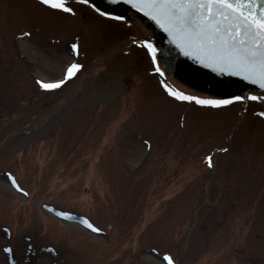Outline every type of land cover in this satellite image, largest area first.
<instances>
[{"label": "rangeland", "instance_id": "374dc122", "mask_svg": "<svg viewBox=\"0 0 264 264\" xmlns=\"http://www.w3.org/2000/svg\"><path fill=\"white\" fill-rule=\"evenodd\" d=\"M67 2L0 0V264H264V98L173 97L206 98L169 79L143 19Z\"/></svg>", "mask_w": 264, "mask_h": 264}, {"label": "snow or ice", "instance_id": "6c2138e0", "mask_svg": "<svg viewBox=\"0 0 264 264\" xmlns=\"http://www.w3.org/2000/svg\"><path fill=\"white\" fill-rule=\"evenodd\" d=\"M82 2L89 4L90 0ZM126 2L154 20L186 56L193 57L198 63L221 74L242 77L264 89V0H126ZM41 3L55 10L74 13V8L67 0H41ZM93 7L95 8V5ZM95 10L100 11L98 8ZM102 14L106 17L112 16L109 12ZM114 18L121 21L125 19L122 16ZM143 46L151 55L156 72L163 75L157 63L156 46L148 39L143 41ZM71 47L73 52L78 50L75 43ZM81 67L79 63L73 62L67 67L63 79L52 82L40 80L39 84L43 89H56L75 76ZM164 87L171 96L182 101H194L201 106L220 107L233 101L258 99L254 95L232 96L227 99L201 98L175 91L166 83ZM207 159L211 165L212 158ZM11 181L21 192L24 191L14 177ZM59 215L71 219V214L60 212ZM82 223L95 232L101 231L88 219H84ZM6 251L11 252L12 249L8 248ZM164 258L168 264H175L171 255L165 254Z\"/></svg>", "mask_w": 264, "mask_h": 264}, {"label": "water", "instance_id": "95a60500", "mask_svg": "<svg viewBox=\"0 0 264 264\" xmlns=\"http://www.w3.org/2000/svg\"><path fill=\"white\" fill-rule=\"evenodd\" d=\"M92 5L102 12L125 14L128 11L146 19L156 30L160 38V55L169 75L183 86L205 95L226 99L240 89L248 90L255 95L264 96V89L242 77L219 73L197 62L191 56H186L173 44L162 28L149 16L133 8L126 0H90Z\"/></svg>", "mask_w": 264, "mask_h": 264}, {"label": "bare ground", "instance_id": "6f19581e", "mask_svg": "<svg viewBox=\"0 0 264 264\" xmlns=\"http://www.w3.org/2000/svg\"><path fill=\"white\" fill-rule=\"evenodd\" d=\"M141 26H142V28H143L146 32H148V33L152 34L153 36H155V32H154L153 28H152L150 25L145 24V23L143 22V20H142ZM155 37H156V36H155ZM56 221H59V220H56ZM65 225H66V224H65ZM66 226H67V225H66ZM71 226H72V225H71Z\"/></svg>", "mask_w": 264, "mask_h": 264}]
</instances>
